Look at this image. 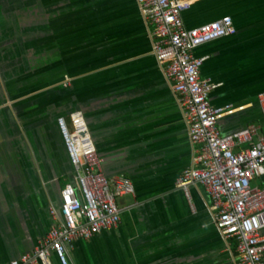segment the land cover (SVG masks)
Instances as JSON below:
<instances>
[{
  "label": "crops",
  "instance_id": "crops-1",
  "mask_svg": "<svg viewBox=\"0 0 264 264\" xmlns=\"http://www.w3.org/2000/svg\"><path fill=\"white\" fill-rule=\"evenodd\" d=\"M216 1L195 0L183 18L189 29L225 16L236 27L194 51L209 57L211 105L231 107L219 131H264V0H220L216 18L196 23ZM151 32L137 0H0V264L32 253L56 224L51 210L75 173L58 120L76 115L104 174L128 177L135 195L118 200V229L75 241L68 264H236L204 187L189 198L177 188L199 153Z\"/></svg>",
  "mask_w": 264,
  "mask_h": 264
},
{
  "label": "built area",
  "instance_id": "built-area-1",
  "mask_svg": "<svg viewBox=\"0 0 264 264\" xmlns=\"http://www.w3.org/2000/svg\"><path fill=\"white\" fill-rule=\"evenodd\" d=\"M137 1L152 28L153 55L178 96L191 144L199 153L177 188L189 198L192 186L204 187L217 230L227 243H235L236 264H264V183L259 182L264 177V131L250 126L221 135L218 122L231 107L211 105L209 96L217 86L201 76L209 57L194 56L198 48L234 36V22L225 16L189 29L183 15L195 0ZM258 102L264 115V94ZM58 125L75 170L74 183L63 187L59 210H51L56 222L51 231L32 253L10 264H50L52 255L68 264V249L75 241L118 229L123 213L118 200L135 195L128 177L104 174L81 115L69 122L61 118Z\"/></svg>",
  "mask_w": 264,
  "mask_h": 264
},
{
  "label": "rangeland",
  "instance_id": "rangeland-1",
  "mask_svg": "<svg viewBox=\"0 0 264 264\" xmlns=\"http://www.w3.org/2000/svg\"><path fill=\"white\" fill-rule=\"evenodd\" d=\"M224 1V0H223ZM221 3L220 0L213 4H208L204 8H199L194 13L196 23H204L216 18L220 12Z\"/></svg>",
  "mask_w": 264,
  "mask_h": 264
}]
</instances>
